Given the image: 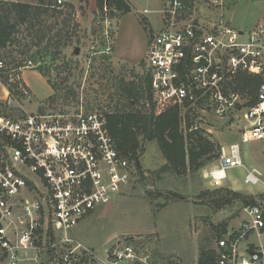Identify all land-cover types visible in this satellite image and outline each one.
I'll return each mask as SVG.
<instances>
[{
	"label": "built area",
	"instance_id": "2783aa9c",
	"mask_svg": "<svg viewBox=\"0 0 264 264\" xmlns=\"http://www.w3.org/2000/svg\"><path fill=\"white\" fill-rule=\"evenodd\" d=\"M63 4L53 0L52 7ZM158 14L161 27L149 36L145 57L153 100L222 117L240 105L232 88L237 76H259L255 102L242 111L240 144L259 143L264 155V22L237 31L199 19L182 0H166ZM36 65L28 60L24 68ZM5 71L0 60V76ZM8 92L0 114V264H19L40 250L42 237L53 249L58 239L70 242L69 232L119 196L137 167L117 149L100 110L31 112ZM240 144L219 147L218 165L203 168V178L219 184L228 170L243 168L244 184H264V174L246 166ZM242 214L237 228L216 239L215 264H264V209L248 204ZM114 255L137 260L129 246Z\"/></svg>",
	"mask_w": 264,
	"mask_h": 264
},
{
	"label": "rangeland",
	"instance_id": "374dc122",
	"mask_svg": "<svg viewBox=\"0 0 264 264\" xmlns=\"http://www.w3.org/2000/svg\"><path fill=\"white\" fill-rule=\"evenodd\" d=\"M126 1L131 7L130 13L122 17L115 13L114 18L106 15L105 20L97 13L95 2L87 1L85 9L78 10L79 0H64L66 6L74 7L75 14L67 8L61 16L45 14V28L54 29L50 36L59 31L62 35L67 32L58 57L53 58L52 47L50 53L39 56H34L38 47L32 45L26 55L17 53V47H12L15 49L12 53L8 52L9 48L0 49V60L6 70L0 76V114L6 112L5 100L12 90L16 106L31 112L73 111L79 106L86 111L111 112L117 104L115 82L119 79L137 82L147 73L146 34L160 29L158 11L166 0ZM193 3L199 19L222 21L237 31L248 32L264 22V0H195ZM144 10L148 13H143ZM64 20H68L65 25ZM24 30L25 26L20 27L16 35L20 43L28 41L22 40L26 36ZM114 41L120 55L143 58L128 62L115 57ZM103 52L110 55V61L104 60ZM28 60L37 64L36 67L24 68ZM39 66H44L45 76L38 70ZM47 80L60 86L57 92L60 98H52L54 92ZM30 86L38 93L37 97ZM49 91L50 95L40 101L39 97ZM65 92H71L67 101L62 97ZM73 94L76 95L74 100ZM247 101V97L240 94L241 108L222 117L200 112L196 114V124L219 147L240 144L246 125L241 115ZM240 145L246 166L264 174L261 145L255 142ZM143 148L139 169L130 183L109 205L98 208L72 229L70 242L58 239L53 249L52 241L42 237L38 241L40 250L28 252L27 259L19 264H55L58 260L79 264L82 258L87 264H139L138 259L151 264H197L200 250L214 251L216 239L228 228H237L244 219L243 199H236L226 191L240 194L247 202L252 199L264 209V184H244L243 168L228 170L227 178L215 184L203 178L201 170L185 175L162 173L160 169L165 161L157 144L147 142ZM217 165L215 159L204 169ZM214 190L221 192L211 195ZM217 196L225 197L222 203ZM126 246L133 249L137 260H116L115 252ZM49 251L53 254L52 261Z\"/></svg>",
	"mask_w": 264,
	"mask_h": 264
},
{
	"label": "trees",
	"instance_id": "16d2710c",
	"mask_svg": "<svg viewBox=\"0 0 264 264\" xmlns=\"http://www.w3.org/2000/svg\"><path fill=\"white\" fill-rule=\"evenodd\" d=\"M87 1L79 0L78 10L83 11L87 6ZM182 1L191 9L193 8L195 0ZM95 4L102 20H105L106 15L109 16L108 18H114L115 13H120L122 16L131 12L126 0H95ZM52 5L53 0H0V49L9 48L8 52L12 53L15 51L12 47H17V53L26 55L30 52L32 45L38 47L34 56L50 53V47L53 49L51 53L53 58L61 55L67 32L62 35L59 31L50 36L54 29L47 26L45 28L43 17L49 12L61 16L64 8L73 14L76 11L73 10L74 7L65 4L59 9L53 8ZM67 21L64 20L63 24L65 25ZM141 23L145 27V24ZM23 26H25L23 33L26 36L22 40L28 39L27 43H20L16 38V35L20 33V27ZM151 34L148 31V35ZM44 42L45 45L41 47ZM102 57L104 60H111L110 55L105 52ZM43 67L39 66L38 70L42 72ZM42 74L45 76L44 72ZM66 81L67 79L64 80ZM47 82L54 92L52 98H60L61 96L57 93L61 90L60 86L53 84L50 80ZM259 82V76L240 73L234 80L232 88L246 96L248 99L246 105L250 106L255 102ZM114 87L117 104L111 112L105 113L107 127L117 149L135 163L137 169H139V156L147 142L157 144L165 161L160 169L162 173L168 172L176 175L195 173L202 170L212 160L217 159L219 145L207 138L204 130L196 124L197 116L194 111L183 112L177 103H157L153 100L148 73L141 76L137 82L119 79ZM70 93L65 92L62 97L67 101L71 97ZM75 97L76 95L73 94L72 99L74 100ZM237 107L241 108L240 105ZM220 192V190H214L210 194L218 195ZM226 194L236 199H243L245 205L256 204L252 199L249 202L245 201L246 198L240 194L229 191H226ZM224 198V196H217L219 203H222ZM226 202H228L227 199ZM50 251L48 255L52 261L53 254ZM77 263L87 264L83 258ZM55 264L65 263L58 260ZM197 264H215L214 251L200 250Z\"/></svg>",
	"mask_w": 264,
	"mask_h": 264
},
{
	"label": "crops",
	"instance_id": "0c3cea01",
	"mask_svg": "<svg viewBox=\"0 0 264 264\" xmlns=\"http://www.w3.org/2000/svg\"><path fill=\"white\" fill-rule=\"evenodd\" d=\"M88 2H89V4L92 2V3H94L95 2V0H88ZM131 8V7H130ZM122 17V16H121ZM120 17V18H121ZM119 18V19H120ZM153 31V30H152ZM153 32H156V31H153ZM115 41H116V34H115ZM114 41V49H113V54H114V56L115 57H118V58H120V59H122V60H125V61H128V62H132V61H137V60H140L141 58H143V56H139V57H130V54L129 55H120V53L117 51V49H116V42ZM147 42H148V33L146 34V46H147ZM147 48V47H146ZM24 81L26 82V79H24ZM28 85V84H27ZM30 88H31V86H30ZM31 91L34 93V95L37 97L38 96V93L35 91V89L33 90L32 88H31ZM50 92L51 91H49V94H46V95H44V96H42V97H39L40 99V101H42L43 100V98L44 97H46V96H48V95H50Z\"/></svg>",
	"mask_w": 264,
	"mask_h": 264
}]
</instances>
